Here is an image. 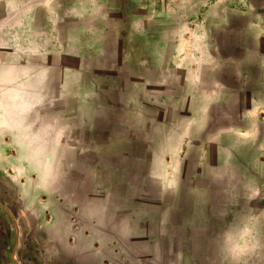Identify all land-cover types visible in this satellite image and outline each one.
Returning a JSON list of instances; mask_svg holds the SVG:
<instances>
[{"label":"crops","instance_id":"0c3cea01","mask_svg":"<svg viewBox=\"0 0 264 264\" xmlns=\"http://www.w3.org/2000/svg\"><path fill=\"white\" fill-rule=\"evenodd\" d=\"M107 2L0 0V264H264L232 217L263 155L264 0H143L118 23Z\"/></svg>","mask_w":264,"mask_h":264},{"label":"rangeland","instance_id":"374dc122","mask_svg":"<svg viewBox=\"0 0 264 264\" xmlns=\"http://www.w3.org/2000/svg\"><path fill=\"white\" fill-rule=\"evenodd\" d=\"M108 2L106 3V7L109 8L108 14L110 15V17L114 18L112 21H114V23H118L120 20L122 21V19H120V9L123 6L124 10H127V12L129 14L132 15V13L134 12H139L142 10V4H143V0H107ZM121 1V3H120ZM96 8V13H100L102 10L97 6ZM94 8V9H95ZM125 18H131L129 17H125ZM125 20V19H124ZM120 21V22H121ZM141 22V20H140ZM98 26H96L97 28H95V26L93 25H89L88 26V33L86 35V42L88 44H92L94 42H101V38L103 36V31H102V25L98 24ZM115 25V24H114ZM117 25V24H116ZM104 27V26H103ZM122 27V26H121ZM130 27V26H129ZM116 28V27H115ZM115 28H112L111 25L110 27H108V31L110 37L108 38V42H111L112 44L116 45V42L114 41V34L117 30ZM92 30V33H89ZM129 30H131V28H129ZM122 33H126L127 31L126 29L121 30L120 32ZM125 34V35H126ZM24 37H28L26 42L28 45H30L28 47L27 51H24V61L26 63V59L28 58H33L35 59H39L40 63L42 62H46L48 59V56H52L53 51H49L52 50V47H49L47 44V40L46 38H49L50 36H45L43 38V40H37L33 37V39L30 36H24ZM54 37L56 38V36H51V42H56V40L54 39ZM62 37V36H61ZM64 37V36H63ZM70 38V39H69ZM69 38L64 39V42H67L68 44L71 43L72 46L76 47L78 46L79 42L82 43L83 38L81 36V40L79 41V35H71ZM100 40V41H99ZM32 45V46H31ZM71 46V47H72ZM113 46V45H112ZM99 51H90L88 52V54L92 55V62H94L96 56L95 54H97ZM33 55H32V54ZM76 52H72L71 58H69V62H70V69L66 68L65 70V76H66V80L67 83H65L64 86L59 85L58 88H56L55 90L58 92V94H61V92H63V95H68L66 96L65 99L63 98H59L57 100H55V103H64L65 108H76L79 106V91H84L82 82L80 83L79 80V76H78V71H77V59H74L75 57H73L74 54H76ZM13 54V51H8L7 55L10 56ZM38 54V55H36ZM100 54V52H99ZM32 55V56H31ZM75 56V55H74ZM48 67H46V65L40 66L39 67V75H44V73L46 74V70ZM93 68V67H92ZM95 69V68H93ZM58 71L62 72L63 69L62 67L58 68ZM30 73V72H29ZM28 73V74H29ZM25 86H30V83H25ZM47 83L43 82V83H39V98H38V103H42L44 101H46L43 97V94L46 93L47 91ZM92 90H95L92 88ZM55 91V93H56ZM86 91H89V89H87ZM36 103V99H23V106L27 107V109L29 110L30 107L32 105H35ZM32 104V105H31ZM263 105H264V99H263ZM29 113V112H28ZM24 114L23 118H24V122H30V121H35V116L33 115V118L31 114ZM77 116V115H75ZM38 122L40 124H46L47 123V117L46 115L43 116H38ZM51 117V116H49ZM263 149H262V160L261 163L257 164V168L254 170L253 168H248V170L246 171L247 174V178H246V195H242L240 196V198L237 199V202L240 203V209L239 211L236 212H232L234 219H242L244 221H246V226L244 227V229L247 231V233L249 234V230H252V235H256L257 238H262V243L264 246V126H263ZM260 166V167H259ZM260 168V169H259ZM254 190H256V193H254ZM242 206V208H241ZM10 246H8L9 249ZM10 251V250H9Z\"/></svg>","mask_w":264,"mask_h":264}]
</instances>
